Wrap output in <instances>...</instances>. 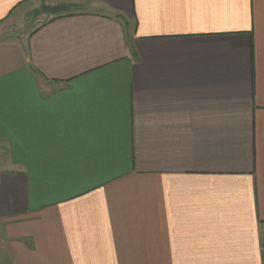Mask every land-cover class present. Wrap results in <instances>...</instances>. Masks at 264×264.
Here are the masks:
<instances>
[{
	"label": "crops",
	"instance_id": "1",
	"mask_svg": "<svg viewBox=\"0 0 264 264\" xmlns=\"http://www.w3.org/2000/svg\"><path fill=\"white\" fill-rule=\"evenodd\" d=\"M0 264H264V0H0Z\"/></svg>",
	"mask_w": 264,
	"mask_h": 264
},
{
	"label": "water",
	"instance_id": "2",
	"mask_svg": "<svg viewBox=\"0 0 264 264\" xmlns=\"http://www.w3.org/2000/svg\"><path fill=\"white\" fill-rule=\"evenodd\" d=\"M44 10L49 13L58 14L66 11L67 9L64 7H45Z\"/></svg>",
	"mask_w": 264,
	"mask_h": 264
},
{
	"label": "rangeland",
	"instance_id": "3",
	"mask_svg": "<svg viewBox=\"0 0 264 264\" xmlns=\"http://www.w3.org/2000/svg\"><path fill=\"white\" fill-rule=\"evenodd\" d=\"M50 16L48 15L47 18H49Z\"/></svg>",
	"mask_w": 264,
	"mask_h": 264
}]
</instances>
